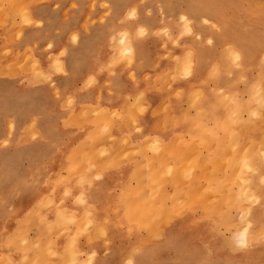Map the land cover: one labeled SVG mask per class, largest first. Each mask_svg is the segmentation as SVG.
Segmentation results:
<instances>
[{"label":"rangeland","instance_id":"1","mask_svg":"<svg viewBox=\"0 0 264 264\" xmlns=\"http://www.w3.org/2000/svg\"><path fill=\"white\" fill-rule=\"evenodd\" d=\"M1 2H3L5 5H7L8 9L4 10L3 13H1L2 10H0V77H1V75H3L2 73H4L5 76H8L10 80H16L19 76H21V79L16 80V81H18L21 85H24V87L31 86V85H33V83H39L41 86L53 85L56 88H57V86L59 87V85L56 86L55 81L51 79L50 75H51V73L60 74V73L66 72L65 68L63 67L61 58L58 57L60 55V53H58V56L56 58H52V60H50V61L48 60V61H45L46 63L45 62L42 63V57H41V55L43 53L42 49L49 48L50 44H52L50 41H49L50 42L49 45L43 46L41 48L40 54H38L40 51L39 49L33 48V47H35V44H36L35 42H34V44L33 43H31V44L25 43V46L23 49L19 48L20 42L24 39L25 34H26L24 29L29 27L28 25H33V24H36L38 22L40 23V21H34L33 17L30 15H19V16H17V15L11 14V12L13 11L12 7L18 5L20 2L19 0H0V3ZM85 2L88 3V7L91 9L92 12L97 7H100L101 9L105 8V11L102 14L103 17L100 18L102 20L105 19V16H109L110 14H112L113 10L118 12L117 13L118 18L116 20L121 26L120 30L118 31V37L116 39L120 43V48L118 49V53L120 54L119 60L126 61L128 65H130V63L132 61L131 56H130L131 52H132V47H131L129 41L134 36L146 37V35L150 34L151 32H149L150 29L148 27L149 22L157 24L156 27H154V29L152 30L153 33L155 35L156 34L161 35L163 33L165 36V39L169 38V41L173 44V48H176V46H178V40H180V39L182 40V38H185V53H184V56L182 59H181V57L177 56V53L175 51H172L173 49H171V52H174V53L170 56L169 63L167 64L168 72L165 71V77H164V79L167 80L168 95L165 96L166 101L162 104L160 110H154L155 112H153L154 117H159V115L162 113V115H163L162 125L163 126L161 128L158 127V128H154V129L143 127L144 124L142 123V119L143 118L146 119V115L148 113L146 111V107H147L146 104L142 103L141 100L138 99V97L140 95H137L135 97V100L133 101V103L130 106H124V102H122V105L119 108V110H113V112L111 111V113H110L111 116H115L116 118L118 117V119H120V120L132 119V121L134 123L136 122V125L131 130V133L134 134L135 136H140V137L141 136H144V137L149 136V137H151V139L148 140V142L144 143L145 145L143 143H138L140 147L137 144L136 147L133 148V151L138 150V152H139L140 151V149H138V147H139V148H141V151H142V149H143V151L142 152L140 151L141 153L139 152L138 154H142L143 152L149 151V150H150L149 152H153V151H155L156 148L159 147L158 146L159 143H156V145H155L154 142L155 141H157V142L161 141L162 137L182 136L185 138L183 149L184 148H186V149L184 150V152H185L184 157L180 158V160H183V159L186 160L187 159L186 163L189 162V164L187 166V164H183V162L180 161L183 166H181V165L179 166L178 165L179 159L177 158V156H176V158L169 157V159L165 160L166 162H164V164H166L165 167H163L164 165H161L162 162L159 165V167L160 166L163 167L164 170L161 171V169H160L161 167L160 168L158 167L160 169L158 171V173H153L154 171L151 170L150 165L152 166V168H154V167L158 166V164L156 163L157 165L156 164L154 165L155 159L152 160V159L148 158V159H146V161L143 160L142 163L141 162H140V164L138 163L139 165H137L135 167L136 174L133 173L132 175H130V178H131L130 180L132 181L133 184H135L134 187L136 189V188H138L137 184H139V186L143 185L142 181L143 182L146 181L145 179L148 178L146 176H148L149 172L152 171L149 176H152V174H154V175L152 176V178L149 177L148 182H146L150 185L144 183L145 185H143V186L145 189H142L143 186L139 187L141 189H138V191L139 190L140 191L142 190V191L141 192L139 191V194L138 193L136 194L139 198L142 197L140 203L137 202L140 199L137 201H133V198L135 196L132 195L131 191H133V190L135 191V189H132L131 191H130V189H128L129 192L127 190V193H122V194H125L127 196L131 195L133 198H132L130 203L136 204V202H137V205H136L137 207H139V208L142 207L143 208L142 211L145 214H146V212H148L149 221L151 219L157 217V214L160 215V213H161L162 216H159L160 218L157 217L158 219L154 221L155 223L153 222V220H151L152 223L155 225V226L153 225L155 228H156V223L158 221H159V223L157 224L158 226H160L159 225L160 222L162 223L165 221V223H163V225L160 226V229L162 228L161 230L159 229V227H157L156 229L154 228L151 231L150 229L152 228V225L148 223L149 222L148 218H147V221H148L147 223L149 225L145 224L146 222H144V220L138 219V218H142L143 215L145 216V214L143 212H142L143 213L142 214L141 212H138L139 211L138 209H136L137 211L135 213V210H133V206H131L130 210L128 209L129 215L131 218L130 227H131L132 232L136 231V230L137 231L138 230L139 231L145 230L147 232L148 231L152 232L151 233L152 234V240H149L146 243H145V241H142V243H145L149 247L147 249V252L145 253V255H143V258H138L137 262H135V263H134V258H133L132 259L133 264H264V240L261 241V239H260L262 236H264V226H262V224L264 223V219H263V222L261 224L258 223L259 220H262V218H264V205H263L264 204V184L261 183L262 179H264V173H263V171H264V147H263L264 141L261 144H260V141H258V143L256 142V145L252 144V146L250 144L253 142L255 144V141H253V140H256V138L255 139L253 138L254 135L256 137H259L262 135L259 139L257 138L258 140L264 139L263 138V136H264L263 131L264 130H262V129H264V128H262L264 126V115H262V113H261V104L264 103V95H262V93L264 94V72H263L264 71V64H263L264 63V0H85ZM56 5L58 7L59 3H57ZM79 7H80L79 1H76V0H72L71 4L69 6L70 10L77 9ZM68 14L70 16L73 15V13H68ZM182 15L187 18L188 27L192 29L191 34L185 33L184 35H181V33L184 31V23H185L184 21L180 20V17ZM87 17H89V16L87 15ZM205 20H208L209 23L205 24L204 23ZM96 21H97V18L93 17L87 22L88 23H94ZM141 29H143V35H141ZM74 37H76V32H74L72 34L71 39H73ZM197 37H199V39H197ZM208 39L213 40L212 45L207 44ZM163 45H165V41H164ZM230 46L232 49L239 51L241 53L242 59L240 61V66L238 68L234 67L231 64L230 53H229V47ZM188 52H191L193 54L192 59H193V65H194V72L191 76L186 77L183 74V67H184L185 58H186V55ZM221 53L223 54L222 59L224 60L225 64H222L220 62V57L222 56ZM6 58H7V62L1 63L2 60L6 59ZM257 60L259 61V63L257 62V64H256L255 61H257ZM28 61H29V63H28ZM250 63H251V65H250ZM260 63H261V65L262 64L263 65L261 66ZM225 66H226V68H225ZM214 67L218 68V74L216 75L217 80L215 79L216 81L213 80L214 78L210 76V73L213 72ZM57 68H59L61 70L57 71ZM262 69H263V71H262ZM221 70H223V71H221ZM259 73H261V74H259ZM166 74L168 75V78H167ZM256 74H258V75H256ZM247 76H249V77H247ZM184 79L186 80V82H188V81L191 82V88H189V89L186 88V90H182L183 88L180 89L177 87V81L178 80H184ZM244 80H246L248 82L246 83V81L244 82ZM250 80H252L251 83H250ZM212 81H215L216 84H215V82H212ZM253 81L255 83L257 82L256 85L253 84L254 83ZM252 84L254 87L252 86ZM244 85L247 87H244ZM249 86H250V88H249ZM247 88H249V91L247 90ZM261 88H263V90ZM244 90H245V92H244ZM235 91H237L238 93H235ZM253 91H255L257 93L254 96L252 95ZM235 95H237L238 98ZM250 95H252V96H250ZM213 97H214V99H213ZM222 97H223L224 105H226L225 103H227V101H230L226 105L229 108L231 106L232 109L231 108H230V110L228 109L229 111L226 109L224 110V112L221 111L224 108H226L225 106L222 105L223 101H222V99H220ZM255 97L257 99H253ZM9 98H12V97L10 96ZM215 98H217V100H219V101L215 100ZM244 98L246 101H244ZM214 101H215V103L217 101V103L214 107L215 111H217V112H214V109H212L210 107L211 106L210 104H214ZM218 102H221V103H218ZM198 104H199V106H198ZM218 104H220L221 107H220V105L217 106ZM247 104H249L250 107H247L246 106ZM195 105H197V107H195ZM203 106L205 108H203ZM239 106H241V107H239ZM141 107L145 109V111L142 113L139 111V109ZM235 107H237V108L239 107L240 109L239 108L237 109ZM197 108H199V109H197ZM210 108H211V110H210ZM200 109H201V111H199ZM206 109H208V110H206ZM233 110H235V112ZM212 111H213V113H211ZM204 112H206V113L204 114ZM227 112H229V114L231 113L230 117H229V114H228V117H226ZM253 112L256 113L255 116L252 115ZM118 113H120V114H118ZM215 113L219 114V116L216 115L218 120H221L220 117H222L224 119V116L227 118V119L225 118L226 121H225V119L223 121L225 123V125L224 124H222V125H224V126L221 125L220 121L218 123V124H220V126H222L221 127L222 129L221 128L219 129L217 127V123H216V119H215L216 117H213V115H212ZM222 113H225V114H222ZM233 113H236L235 117H233ZM245 113L248 117H250V119H248V117L245 115ZM10 114L13 115L11 112H10ZM95 114L97 115L98 111H95L93 113V115L91 116V119H94L96 121V120H98V117L100 116V114H98L99 116L97 115L98 117ZM121 114H122V116H121ZM83 115H84L83 118L87 119L86 113H83ZM186 115H188L187 117L188 118L190 117V118L188 119L187 117H185ZM222 115H224V116H222ZM95 116L97 117V119H95L96 118ZM191 116H193L194 118ZM195 116L198 118L196 121H195ZM237 117H239L238 119H240V117H241V119L243 118V120H240V122L238 120V122H237L236 121ZM214 119H215V123H214ZM174 120H176V121H174ZM210 121H213V122H210ZM227 121H228V123H227ZM197 122H198V124H200L202 126H200V125L196 126ZM229 122L235 124L234 126L237 125L238 127L237 126H236L237 128L231 127L233 125L231 123H230L231 126L229 127V125H226V123L229 124ZM244 122H246V123H244ZM33 123H34L33 121H30V123H29L31 136L36 135V132L34 131L35 128L33 127ZM247 123H249L250 125L247 126ZM8 124H9V131L7 133L8 134L7 136L9 138L13 134H15V131H16L13 116H10ZM193 125H195V126L193 127ZM211 126H213V127L216 126L217 129L215 130L216 127L211 128ZM227 126L229 128V131L227 130L228 129ZM245 126L246 127L253 126V128H255V130L252 127H250V129L248 128V130H247ZM199 127H200V129H199ZM33 128H34V130L32 131ZM137 128L141 129V131L137 132L136 131ZM239 128L240 129L243 128L242 129L243 131L245 129L247 130V131L246 130L244 131L247 134V137L243 131H242L243 133L241 132V136H239V134H238V133H240ZM208 129L211 130L212 135H211L210 131L208 133H210V135L212 137H210L206 134ZM235 129H237L238 133H236L237 131L233 132ZM213 130H215V131H213ZM222 130H224V131L221 132ZM251 130H254V131H251ZM226 131H228V133ZM249 131H251V132H249ZM224 132H226L228 135H229V132L230 133L232 132L233 133V134L231 133L232 136L234 135V133H235V135L238 134L239 137L235 136V139H232L229 136V138L231 139L230 141H232V140L234 142L237 141L236 142L237 145L235 143L234 144L230 143L231 145L228 146L229 143L224 142L225 140H223L224 144L222 143L223 144L221 146L222 150L220 148H217V149H220V150H217V149H215V147H212V146L215 143H217V141L215 142V138H216V140H219V139H217V137L214 136L213 133L214 134L219 133L220 135H218V136H219L220 140H222V138L220 136H222ZM197 133L200 136L204 134V137L206 136L207 138L205 140L203 138V141H202V138H200L197 135ZM191 135L193 137L190 139ZM224 135H226V134H224ZM244 135H245V137H244ZM194 137H196V140L193 139ZM201 137H203V136H201ZM8 138L7 139H5V138L0 139V150L2 148H12L13 146H15V145L7 142ZM223 139H224V136H223ZM247 139H251L252 142H250V140L248 141ZM246 140H247V142H245ZM138 141H140V140H138ZM221 142H219L217 144H220ZM153 143H154V145H152ZM200 143L201 144L203 143V144L199 145ZM205 143L208 146H206ZM239 143L241 146L238 145ZM197 144H198V146H197ZM217 144L215 146H217ZM247 144L249 145L248 146L249 150H250V148H252V149L254 148L255 151H257L259 156L253 155V156H255V158L253 157L254 162H252V163H256V160H257V163H256L257 167H256V164H255V166L250 165L251 169H252V167L256 169V170L252 169V171H254L253 173H252L250 167H245V168L242 167L243 170L249 169L250 172L245 173V171L243 172L242 169H241L242 171L238 169L239 172L241 174L242 173L243 174L239 178H236V179L234 178L236 181H238L237 179H241V182H243L242 178L244 179V182H243L245 185L244 189L249 194L246 196H247V198L249 196H251L249 199L246 198L247 201H245L246 199H243V197L245 198L246 196L243 195V193L241 192V190H243L242 188L244 187L242 185L243 183L241 184L243 187H241V185H240L241 189L238 186V184L241 182L238 181V184L235 186L236 181L234 182V179L232 180L234 182V184L229 182V184H232L233 187L226 185V183L228 184V182L226 180H224V178H222L221 175L223 174V177H224L225 172L229 171L228 169H232V167L236 166V164H237L236 162H238V164H239L238 159H237L238 161H236V162L233 159V162H235V163H232V164L229 163L231 161V159L229 157L232 156L230 154V152L234 151L235 152L234 155L238 156L240 154L239 151L241 149H242L241 152H244L245 149L248 150V147H246ZM234 145H236L238 147V149L240 147H242V148H240V150L237 151L236 146H234ZM147 146L149 147L148 149L145 148ZM186 146L188 147V149ZM196 146H197V148H199L198 150H197V148H195ZM203 146H206V147H203ZM172 147L176 148L177 146L169 144L168 148H172ZM202 147L205 148V150ZM223 147H225L226 149H227V147H228V149L235 147L231 150L229 149L230 152H229V150H227V152L224 154L225 156L230 155L227 158L224 157L226 159L229 158L228 159L229 162H227V163H225V162L228 160H226V159L224 160L223 157H222L223 161H221L222 158L219 156H221L220 154H222V153H220L218 156V152H220V151L222 152L223 149H225ZM209 148H211V150L214 152V154L211 153V155L205 156L206 153L210 154L209 152H207ZM193 149H196V151ZM214 149L216 151H214ZM13 151H16V150L14 149ZM170 151H173V150L171 149ZM192 151H195V152L192 153ZM255 151L252 150V153H254ZM67 153H69L68 155L70 158L73 156V153L66 151V155H67ZM223 153H224V151H223ZM237 153H238V155H237ZM250 153H249V155H250ZM252 153H251V155H252ZM190 154H191V156L186 158L187 155H190ZM194 154H198L197 157ZM232 154H233V152H232ZM201 155H203V157ZM234 155H233V157H234ZM215 156H218L217 158L219 161L214 158ZM11 157L12 156L10 154L9 159H5L2 162L1 161L2 160L1 159V153H0V188H1V182L3 180L4 181H11L12 177L15 176V174H16V169H15L14 164H13L14 159ZM65 158H67V157H65ZM210 158H214V159H211V160H213V163L208 164L207 162H209V161H207L206 159L210 160ZM149 159L151 160V162H148ZM171 159L174 163H177V164H175V166L179 169V170L177 168L175 169V167H174V169L176 170V171L174 170L175 174H176V172L179 171V173H181L183 175V178H184V174L186 172L187 173L189 172V175L193 176V179L189 178V176H188V177L184 178V179H186V180H184L181 177V179L179 180L180 182H178V180L176 179L178 177H176V176H178L179 174L175 176V174L173 173L174 171L171 172V170H173V169H170V167H169V165L171 166V164H170L171 161H169ZM201 159L203 160V162L205 161L207 163L206 167L201 165L202 164ZM139 161H141V160H138V162ZM159 161L160 160H158V162ZM161 161H162V159H161ZM145 162H147V163H145ZM197 162L198 163L200 162V163L198 164ZM205 162H204V165L206 164ZM67 163L69 164L70 160ZM168 163H169V165H168ZM215 163H216V165H215L216 167L213 168V164H215ZM146 164L147 165L150 164L149 168L146 167L147 166ZM191 165H195L194 168H192L193 170L191 169ZM173 166H174V164H173ZM173 166H171V168ZM201 166L204 168L201 169ZM238 166L240 167V165H238ZM199 167L201 170H203V171L197 170L198 172H202V176L200 175V179L198 177H196L197 174H201V173H197V171H196V169H198ZM70 168H71V166L70 167L67 166V168L65 166L62 169H65V171H67ZM138 168H140L142 170H140ZM146 168L149 169L148 170L149 172H147ZM223 168L226 171L223 170ZM235 168L233 170H235ZM237 168H236V170H237ZM194 169H195V173H194ZM206 169L207 170L208 169H211V170L214 169L215 171L218 170L217 171V175H218L217 177L218 178L217 177L215 178L216 175H212L214 178L210 177L209 176L210 172L208 173ZM219 169L223 170V172L222 171L220 172V175L218 173L220 171ZM2 170H3V175H2ZM181 170H182V172H181ZM214 170H213V172H214ZM168 172H170V175L172 174L171 178L167 177L169 175V174H167ZM204 172H205V174H204ZM13 173H15V174H13ZM147 173H148V175H147ZM11 174H13V175L10 176ZM203 174L205 176H207V174H208L209 179L212 178L215 180L213 185L216 183L218 184L220 181L221 182L225 181L224 185H222L223 182L222 183L220 182L221 183L220 185L221 186L226 185L225 187H230V189L232 187V188L236 189V192L233 189L234 193H232V194H234V195L236 194L237 196L231 195L234 198H232L230 196L231 201L229 200V203L231 202V204L229 206L227 204L226 208H224V204H226V201H228V199H229V196L227 197L226 195L230 194L232 192V190H228V191H231L229 193L221 192V191H226V190L222 189L225 187H222L220 189L221 191L218 189L221 192L220 193L217 190V188L221 187V186H219V187H216L214 189V190H217L216 193L213 190H212V192H210V190H209V192L207 191L208 192L207 194H205L206 192L203 193L205 191V189H204V183L205 182L203 183L202 180L206 179V177L205 178L203 177ZM214 174H216V173H214ZM160 175H162V177L164 175L166 176V178H165L166 182L164 181V183H163V178H160V179H162L163 185L160 183L161 181H159V180H156V181H159L158 183H160L161 185L160 186L158 184L154 185V183H157L156 181L154 182V179H159V177H161ZM132 176H134V177L137 176V177H135V179L139 178V180L133 181L134 177H132ZM173 176L177 180V183H181L182 181L183 182L186 181L187 185L186 184L182 185V183H181V185L177 184L176 186H178V188H176V189H178V190H176L175 189L176 186L172 187V186H174L173 185L174 183L172 182ZM180 176L181 175H179V178H180ZM195 177L197 178V180L199 181L200 184L202 183L201 185H194V184H198L197 180L194 179ZM169 178L171 179V181ZM202 178H204V179H202ZM208 178H207V182H208ZM219 178H222V179L219 180ZM167 179H169V180H167ZM187 179H188V182H187ZM190 179H192V180H190ZM217 179L219 181H217ZM194 180H196L195 181L196 183L192 182ZM152 182H154V183H152ZM171 182L173 184H171ZM210 182H209V185L211 186L213 181H210ZM254 182H256V183H254ZM191 183H193L192 188H190ZM146 185H148L149 187L151 186V188H152V185H154V188H152L153 191L151 188H149V190L151 189L150 193H147L148 187H145ZM205 185H206V183H205ZM213 185H212V187L216 186V185H214V186ZM161 186H163V189L160 188ZM164 186H165V188H164ZM210 186H209V188H211ZM180 187L181 188L186 187L185 193L191 192L190 190H193L196 187L198 189L202 187L201 190L204 189V191H202V194L205 196H202V197L199 196L200 198L197 197V199L195 197V199L197 200L195 202H194V199L193 200L190 199V202L191 201H193V202L192 203L189 202V205H188V202H186L187 203L186 206H187L188 211L186 210V208L181 209V206H180V210H177L179 208V207H177L176 210L178 211V215L176 214V216H175L172 214L173 213L175 214L176 211L175 210H174L175 212L172 211L171 208H173V206H172V204H170V203H174L175 201L172 202L170 199L174 200V198H178V199L181 198V200H182L187 195H188L187 200H188V198H190L189 197L190 193L189 194L187 193L186 195H185V193H183L184 195L179 194L176 197H175V195H176L175 194L173 197L170 198L169 194H172V192L176 193L180 190L179 192L182 193V191H181L182 189H179ZM235 187L239 188V192L241 193L242 199L239 198L240 194L237 192L238 189ZM197 188H196V191L194 190V192L191 193L193 196H194L193 193L197 192ZM154 189H156V190L158 189L159 191L161 189L162 193L157 191L158 193H156V196H155L154 195L155 194ZM144 190H146V193H144L145 192ZM169 190L171 191V193H169ZM245 190H243V192ZM134 191H133V193H135ZM138 191H136V192H138ZM66 192L53 193V194H57V197H59L58 194H60V199L55 197V198L60 200V203L58 201L56 208L50 206V200L48 197H45V199H44L43 196L38 197L32 204H30L29 207H25V208L21 209L20 211H18L17 208H15L12 205H9V211H3L1 209V206H0V264H46L47 260L50 261V264H54V263L55 264H63L64 258L62 259V256L60 253L62 252L66 257L65 260H67V256L70 255V254L67 255L68 251H70V253H72V251H74L75 249H77V250H75L76 251L75 253H77V254H78V252L81 251V254L80 253L78 255L74 254V255H77L76 257L74 255L70 256V257H73V259L74 258L76 259V260L74 259L75 264H82L83 261H84V263L92 261L91 264H94L95 259H96L95 251L84 254L83 255L84 257H83L82 256V250H78L77 246H76V248H74V250L71 249L72 251L68 250V249H67L68 251L65 250L69 246L63 248V246L65 244V243H63L64 242L63 239H65L68 231H69L70 237L72 236L74 239V237L80 235V233L82 231L87 230L88 228H90V229L93 228V225L87 220L84 223V227L81 231L77 232V231L72 230V228L74 226L72 227V224H70L69 220H71V218L66 217V216H71V213H70L71 211L70 210L67 211V209H64L61 206V205H64L65 200L69 196L68 195L66 197ZM151 192L154 194H151ZM213 192H214L215 196H213L214 195ZM218 192H219V194H217ZM128 193H131V194H128ZM141 193H142V195H141ZM159 193H161L163 195L167 194L168 198H163V197H167V195L162 196L163 199L162 198H156L158 196H161V194H159ZM197 193H199V192H197ZM209 193H211L212 195H210ZM224 193H225V195H224ZM146 194H148L149 198L155 197L156 202H158V200L160 201V199H161V202L165 200V204H164V202H162V204L159 203L160 207H161V205L164 204L163 206L166 208V209H164L165 211L163 210L164 207L160 208L157 205V207L160 209V211L158 210L159 213H158V211H154L155 209H158V208H155L153 210V212H155V213L150 212L153 209L152 206L153 205L156 206V205L153 204V201L151 202L150 200H147L146 197H148V196L145 197ZM208 194L212 197H209ZM221 194L223 195L222 197H221ZM244 194H247V193L244 192ZM63 195H65V196L63 197ZM151 195H154V196H151ZM1 196L2 195H1V191H0V197ZM193 196H191V197L193 198ZM216 196L217 197L220 196L221 198L219 197V200H217V202H212L214 199H217ZM224 196L227 197L226 198L227 200L224 199L225 198ZM203 197L206 199V200L204 199L206 202L209 200L212 203H214L213 206H211V204L207 205L208 202L204 203L207 205V207L210 206V208L212 209V207L215 208L216 205L218 206V203H219V205L223 206V207H221V206L220 207L222 209L224 208V210L218 211L216 214L215 211L221 210L220 208L218 209V207H216V209L213 208L211 210L210 208H205V205H203V207L205 209H209L211 211H214V213H212L210 216L212 219L210 217H206L205 214L207 213V210L205 211L206 213H204L203 211L205 209H203V211L201 209V208H203V207H201L202 203L205 202L204 200H202ZM41 198L44 200L42 201ZM130 198L131 197L129 196V200H130ZM209 198L210 199L214 198V199L210 200ZM47 199L49 200V202L45 201ZM153 199L154 198H152L151 200H153ZM222 199H223V201H222ZM167 200H169L171 202L169 203V201H167ZM198 200L200 202H198ZM224 200H226V201L224 202ZM232 200H233V202H235L236 200L238 202L236 201V204L234 205ZM183 202L185 203V201H183ZM183 202H180V203H183ZM221 202L222 203L224 202V204H222ZM243 202H244V204H243ZM149 203L153 204L151 206L152 208L149 207L150 206ZM166 203H167V205L170 204L169 207H167ZM180 203H178V204H180ZM184 203L182 205H184L183 207H186ZM146 204H147V206H146ZM241 204L244 205V207L246 208L245 209L246 212H244V213L248 214L245 216V214L243 213L244 217H240L239 211H241V210L245 211L244 209H242L243 207ZM236 205H237V207H236ZM240 205H241V209H239ZM60 206L62 207L61 209H60ZM231 206H232V208H230ZM146 207H148V209L150 208V210H146ZM58 208L60 211L61 210L63 211V209H64L63 212L61 211L62 212L61 216L64 215L63 217H66V220L69 221L68 222V228L69 229L66 233H65L66 229L64 231H63V229H61L63 231V233L61 232V230L58 231L60 233H58V232L53 233L55 230H57V229L59 230V228H61L63 226V225H60L62 221H63L62 224H64V226L62 228H67V225L65 227V224L67 223L64 221L65 218H63L62 220L57 219L58 218L57 217L58 216L57 215L58 214V211H57ZM197 208H199L200 210H198ZM55 210L57 211V213H54V214L56 215L57 218L53 214V212ZM166 211L167 212L168 211L173 212V213L170 212L172 216H170V215L167 216ZM181 211L182 212L184 211L183 212L184 214L181 213ZM189 211L190 212L192 211V212L190 213ZM201 211L204 214L200 213ZM66 212H68V213H66ZM194 213H195V215H194ZM226 213H229L230 216H228ZM37 214H39L38 216H40V214H42L41 215L42 219L44 221L46 220V222H47V224H46V222H44L41 219H40V221H38V222L42 221L41 223L35 222L36 225L38 224V226H39V224H40V226L43 225V227L41 229L35 228V227H37V226H35V223H33V224L31 223L33 217L36 216ZM150 214H152V216ZM18 215H21L20 218H22L25 215V219L22 218L18 223H16L15 221H18V219H15V217H17ZM134 215H135V217L132 218V216H134ZM163 215H165V216H163ZM192 215H194V216H192ZM209 215L210 214L208 212V216ZM213 215H214V217H212ZM241 215H242V213H241ZM47 216L54 217L52 220H56V219L58 220L56 223L52 222L53 228H52V226H51V229L49 228V232H50V230L51 231L54 230L51 233L52 235L49 234L50 239H51L50 241L48 240L49 235L48 236H47V234L45 235V233H47L48 228L45 229L46 232L44 230V228L46 227V226L44 227V225H48L50 223ZM61 216H60V218H61ZM138 216H141V217H138ZM215 216H217L218 218ZM164 217L165 218L167 217V219L165 220ZM193 217L195 220L197 218H200V219L199 220L197 219V222L193 221L194 222L193 223V222L189 221V220H193ZM220 217H222L223 220H227L226 222L228 224L226 222L224 223L222 218H220ZM226 218H228V219H226ZM160 219H161V221H160ZM7 221H9V223H7ZM59 221H61L60 224H59ZM23 222H25V223H23ZM215 223H216V225H215ZM178 224L180 225V227ZM139 225L141 226V228L139 227ZM142 225H144L145 229L143 228ZM55 226H56V228H55ZM57 226H59V228ZM146 226L148 227L147 230H146ZM214 226L218 227L216 229L217 230L219 229V230L217 231ZM261 226L263 228H261ZM47 227H49V225ZM211 227H212V229H211ZM259 227H260V230L263 229V230H261L262 233L260 230H259L260 233H257ZM202 229H203V231H202ZM241 229L243 231L242 233H244V234L246 232H248L249 229H250V231L248 232V234H245V235L243 234L244 236L243 235L239 236ZM200 230H201L202 235L200 234ZM211 231H213L212 234H211ZM39 232H43V233H40L41 234L40 235ZM36 233H37V235H36ZM56 233H58L57 236L55 235ZM203 233H204V235H203ZM215 233H217V236L220 235L219 238L217 236H215L216 235ZM252 233H253V237H252ZM254 233L255 234L257 233V236H259V237H257L255 235L257 237V238L255 237L256 238L255 239ZM209 234L211 235L210 237H213L212 239L208 238ZM213 234H215V235L213 236ZM230 235L233 236L235 239L238 238V236H239L240 238H238V239H244V240H245V236H246L247 246L241 247L236 242H233V241L229 243L231 238H228V237H230ZM248 235L251 236L253 239L250 238ZM61 237H63V238L60 241ZM192 237H194V238H192ZM199 237H201L200 240H199ZM223 237H225L226 239L228 238V239L225 240ZM222 238H223V240H222ZM234 238H232L231 240H233ZM52 239H53L54 244L50 243L52 241ZM192 239H194V240L191 241ZM238 239H236V240H238ZM204 240H207V241H204ZM216 240H217V242H216ZM69 241H70V239H69ZM71 241H72V238H71ZM71 241L69 243L65 241L66 242L65 245L67 246L68 244L71 243ZM202 241H204L205 244H203ZM220 241H222V242H220ZM219 242L222 244H220ZM214 243H218V244L216 245ZM231 243H233L232 248H230ZM48 244H49V246L52 245L51 246V247H53L52 249L58 250V251H53L51 248H49ZM200 244H201V246H200ZM46 245L48 247L44 251V249L46 248ZM206 245H207V249L205 250ZM208 245H210V246H208ZM70 247L72 248V246H70ZM136 248L139 250V251L137 250V252L141 251V249H140L141 245H137ZM208 248H210V249H208ZM64 250H65V252H64ZM209 251H211V252H209ZM57 252H59L58 258L56 256L54 257L53 255H52L53 258L50 256V254L57 253ZM85 252H88V251H85ZM106 252H109L108 249H106ZM232 252L233 253L235 252L234 256H233ZM47 253H49L48 256H46ZM93 253L95 255H93ZM184 253H185V255H184ZM194 253H195V255H194ZM178 255H179V257H178ZM180 255H182V256H180ZM25 257H27V261L25 260ZM43 257L46 258V260H44ZM87 257H89V259H87ZM79 258H80V260H79ZM38 260H39V262H37ZM139 260L141 262H139ZM45 261H46V263H45ZM71 261H73L72 258L69 259V256H68V261H65L64 264H67L68 262H70L68 264H73L74 261H73V263H71ZM79 261H80V263H79ZM102 264H108V263H102Z\"/></svg>","mask_w":264,"mask_h":264},{"label":"crops","instance_id":"2","mask_svg":"<svg viewBox=\"0 0 264 264\" xmlns=\"http://www.w3.org/2000/svg\"><path fill=\"white\" fill-rule=\"evenodd\" d=\"M19 1L18 5L12 7L11 14L17 16L30 15L34 21H40V23L28 25L29 27L24 29L26 34L20 42L19 48L23 49L25 43L34 44L35 42L33 48L39 49L38 54H40L41 48L51 42V47L42 49V63L56 58L60 53L58 57L61 58L66 72L51 73V79L55 81L56 86L59 85L57 88L53 85L41 86L39 83L24 87L16 81L20 80L21 76L16 80H10L8 76L2 73L3 75L0 77V139L8 138L10 116L14 117L16 127L15 134L10 136L7 141L15 146L0 150L1 161L9 159L11 154L16 169V174L13 173L15 176L12 177L11 181L3 180L1 182V209L9 211V205H12L20 211L25 207H29L38 197H45L43 193L47 191L46 197L52 199L50 200V206L56 207L57 205L53 204H56L57 200L59 201L57 198H60V194L57 197V194L53 193H62L69 190L66 195V197L69 195L68 198L65 200L64 205H61L64 209L70 210L76 217L78 214L83 215L79 216L82 222H86L88 219L90 223L100 222L107 227L105 231L88 228L74 239L72 236L68 237L69 231L67 232L66 238L74 240L72 244L75 245L74 248L77 246L78 250H82V256L95 251L94 264H102L103 257L114 254L111 259L112 262L108 264H117V261L114 260L116 253L124 255L135 252L134 249L137 245H141V251L138 254L143 256L149 248L145 243L152 240L151 232H148L151 236L145 230L128 234L124 232L125 227L122 226V232L119 228L118 233L110 223H118V220L115 219L116 204L114 205L116 193L118 194L126 187L132 189L135 186L130 180V175L136 174L133 167L152 156L149 151L136 154L133 148L138 143L148 142L151 137L135 136L131 133V130L136 122L134 123L132 119L120 120L115 116H111L110 111L119 110L122 102H124V106H130L135 97L140 95L139 99L146 104L148 113L146 119H142L143 127L161 128L163 126V115L161 113L159 117H154L153 112L154 110H160L162 104L166 101L165 96L168 95L167 80L164 77L165 71L168 72L167 64L170 56L174 53L171 52V49L182 59L185 53V38L178 40V46L173 48V44L169 41V38L165 39L163 33L161 35L153 33L152 30L157 24L149 22L150 34L146 37L134 36L129 41L132 47L130 55L132 61L128 65L126 61L119 60L118 49L120 43L116 39L121 26L116 20L118 18L117 11L113 10L112 14L105 16V19L102 20L100 18L103 17L102 14L105 8L97 7L92 12L85 0H76L79 1L80 7L73 10L69 8L72 0ZM57 3H59L58 7ZM6 9H8L7 5L1 2V13ZM68 13H73V15L70 16ZM93 17H96L97 21L88 23L87 21ZM74 32H76V37L71 39ZM164 41L165 45H163ZM222 61L225 64L223 59L220 62L222 63ZM6 62L7 58L3 59L1 63ZM177 87L183 88L182 90L189 89L191 88V82H186L185 79L178 80ZM10 96L12 98H9ZM106 109L107 114L105 113ZM95 111L102 115L98 119L100 126L95 125L94 120L91 119ZM83 113H86L87 119L83 118ZM30 121L34 122L33 127L35 130L32 129L36 132L34 136H31ZM108 125L111 127L109 128ZM100 130L101 132H99ZM106 130L108 131L107 134L105 133ZM98 132L101 134L100 136ZM91 140L96 142L92 143ZM176 140H181V145L179 142L176 143ZM184 140L185 138L182 136H166L161 138L162 143H160L166 148V144L174 141L173 145L179 144V146L176 145V148L179 149L183 147ZM77 141L81 142L78 144ZM74 145H76L74 149L78 153L73 154L71 158H65L66 151L77 152L72 148ZM88 145L92 146L88 147ZM120 146H122L121 149ZM91 148L95 149V153L97 152L96 154L93 153L95 156H90L92 160L86 156L88 152L93 151ZM14 149L16 151H13ZM181 149L183 150V148ZM86 151L88 152L85 154ZM121 152L123 154H119ZM183 152L181 151V154ZM114 153L119 155L116 156ZM164 153L161 159L168 160V152L164 151ZM125 154L126 156H124ZM128 155L132 158H129ZM182 155L184 157V154ZM83 157H85V163ZM85 159L88 160V164ZM69 160L71 163L77 162V160L80 162L79 165L76 164L77 168L73 165L74 163L70 164L75 167H73L74 170L83 167L80 172L72 170L73 168H70L71 171L69 172L67 170V173L63 171V167L69 166L67 163ZM103 160L106 161L104 164ZM138 160L141 161L138 162ZM112 161L116 163H111ZM83 163L86 165H83ZM98 163L103 165H101V169ZM84 166H87L88 169ZM96 177H100V179H96ZM57 178H61V181L57 182ZM74 179L81 181L75 182ZM128 184L131 186H128ZM50 194L52 196H49ZM77 198L78 200H76ZM107 199L108 201H106ZM75 201L78 203H75ZM61 206L60 208H62ZM77 212L78 214H76ZM20 217L21 215L15 217V219H18V221H15L16 223L20 221ZM47 217L49 222L53 219L52 216ZM36 220L37 218L34 216L32 222L35 223ZM114 232L116 235H114ZM62 238H60V241ZM66 238L63 241L68 242ZM142 241H145V243H142ZM120 248L121 250H119ZM105 249H108L109 252H106Z\"/></svg>","mask_w":264,"mask_h":264},{"label":"bare ground","instance_id":"3","mask_svg":"<svg viewBox=\"0 0 264 264\" xmlns=\"http://www.w3.org/2000/svg\"><path fill=\"white\" fill-rule=\"evenodd\" d=\"M156 35H157V34H156ZM137 37H138V36H137ZM218 52H219V51H218ZM221 54H222V53H221ZM222 55H223V54H222ZM218 56H219V55H218ZM222 57H223V56H221L220 61H221ZM28 58H29V57H28ZM218 58H219V57H218ZM26 59H27V58H26ZM218 61H219V60H218ZM255 62H256V64H257V62L259 63L258 60L255 61ZM28 63H29V61H28ZM222 63H223V61H222ZM229 63H230V62H229ZM36 64H37V63H36ZM223 64H224V63H223ZM263 64H264V63H263ZM263 64H262V65H263ZM219 65H220V64H219ZM250 65H251V63H250ZM260 65H261V63H260ZM262 65H261V66H262ZM257 66H258V65H257ZM223 67H224V66H223ZM259 67H260V66H259ZM225 68H226V66H225ZM231 68H232V67H231ZM231 68H230V69H231ZM221 71H223V70H221ZM262 71H263V69H262ZM242 72H243V71H242ZM263 72H264V71H263ZM259 74H261V73H259ZM160 75H161V74H160ZM256 75H258V74H256ZM256 75H255V76H256ZM166 76H167V78H168V75H167V74H166ZM231 77H232V76H231ZM247 77H249V76H247ZM224 78H225V77H224ZM252 78H253V77H252ZM215 79H216V77H215L213 80H215ZM246 79H247V78H246ZM216 80H217V79H216ZM216 80H215V81H216ZM248 80H249V79H248ZM148 81H149V80H148ZM215 81H212V82H215ZM245 81H246V80H244V82H245ZM251 81H252V80H250V83H251ZM166 82H167V81H166ZM168 82H169V81H168ZM247 82H248V81H246V83H247ZM253 82H254V81H253ZM256 83H257V82H256ZM256 83L254 82L253 84L256 85ZM259 83H260V82H259ZM215 84H216V82H215ZM215 84H214V85H215ZM218 84H219V83H218ZM253 84H252V86H253ZM261 84H262V83H261ZM241 85H242V84H241ZM246 85H247V84H246ZM248 85H249V84H248ZM155 86H156V85H155ZM157 86H158V85H157ZM225 86H226V85H225ZM226 87H227V86H226ZM244 87H247V86L244 85ZM253 87H254V86H253ZM249 88H250V86H249ZM249 88H247L248 91H249ZM225 89H226V88H225ZM244 89H245V88H244ZM261 89L263 90V88H261ZM207 90H208V89H207ZM250 90H251V89H250ZM227 91H228V90H227ZM230 91H231V90H230ZM238 91H239V90H238ZM244 92H245V90H244ZM246 92H247V91H246ZM223 93H224V92H223ZM235 93H238V92L235 91ZM233 94H234V93H233ZM249 94H250V93H249ZM255 94H257V93H256L255 91H253V94H252V95L254 96ZM252 95H250V96H252ZM262 95H264V94L262 93ZM235 96L237 97V95H235ZM239 96H240V95H239ZM245 96H246V95H245ZM202 97H203V96H202ZM218 97H219V96H218ZM208 98H209V97H208ZM237 98H238V97H237ZM237 98H236V99H237ZM239 98H240V97H239ZM250 98H251V97H250ZM200 99H201V98H200ZM203 99H204V98H203ZM213 99H214V97H213ZM213 99H212V100H213ZM220 99H222V101H223V97L220 98ZM236 99H235V100H236ZM253 99H257V98L255 97V98H253ZM215 100H217V98H215ZM233 100H234V99H233ZM233 100H232V101H233ZM217 101H219V100H217ZM217 101H216V103H217ZM244 101H246L245 98H244ZM225 102H226V101H225ZM228 102H230V101H227V103H228ZM236 102H237V101H236ZM238 102H239V101H238ZM198 103H199V102H198ZM211 103H212V102H211ZM216 103H215V101H214V104H210V105H211L210 107H211L212 109H214V112H217V111H215V108H214L215 105H216ZM218 103H221V102H218ZM227 103H225V104L227 105ZM239 103H240V102H239ZM243 104H244V103H243ZM245 104H246V103H245ZM213 105H214V106H213ZM219 105H220V104H218L217 106H219ZM222 105L226 107V108H224L223 110H221V111H223V112H224L225 109H226V110H228V109L230 110V108H231V106H230V108H229L228 106L224 105V101L222 102ZM251 105H252V104H251ZM193 106H194V105H193ZM198 106H199V104H198ZM217 106H216V107H217ZM246 106H247V107H250L249 104H247ZM156 107H157V106H156ZM164 107H165V106H164ZM195 107H197V105H195ZM195 107H194V108H195ZM220 107H221V105H220ZM239 107H241V106H239ZM239 107H238V108H239ZM132 108H133V107H132ZM200 108H201V107H200ZM203 108H205V107L203 106ZM211 108H210V110H211ZM235 108H237V107H235ZM238 108H237V109H238ZM242 108H243V107H242ZM127 109H128V108H127ZM195 109H196V108H195ZM197 109H199V108H197ZM231 109H232V108H231ZM239 109H240V108H239ZM246 109H247V108H246ZM258 109H259V108H258ZM206 110H208V109H206ZM206 110H205V111H206ZM229 110H228V111H229ZM195 111H196V110H195ZM199 111H201V109H200ZM233 111L235 112V110H233ZM107 112H108V111H107V109H106V112H105V113L107 114ZM110 112H111V111H110ZM110 112H109V113H110ZM112 112H113V111H112ZM154 112H155V111H154ZM209 112H210V111H209ZM116 113H117V112H116ZM205 113H206V112H204V114H205ZM211 113H213V111H212ZM246 113H247V112H246ZM246 113H245V115H246ZM98 114H100V113H98ZM98 114H97V115H98ZM118 114H120V113H118ZM201 114H202V113H201ZM222 114H225V113H222ZM228 114H229V112L226 113V115H227L226 117H228ZM89 115H90V113H89ZM95 115H96V114H95ZM97 115H96V116H97ZM103 115H104V114H103ZM210 115H211V114H210ZM212 115H213V117H216V115L219 116V114H216V113H215V114H212ZM214 115H215V116H214ZM230 115H231V113L229 114V117H230ZM78 116H79V115H78ZM78 116H77V117H78ZM96 116H95V117H96ZM98 116H99V115H98ZM98 116H97V117H98ZM107 116H109V115H107ZM119 116H120V115H119ZM121 116H122V114H121ZM121 116H120V117H121ZM187 116H188V115H186L185 117H187ZM200 116H201V115H200ZM200 116H199V117H200ZM222 116H224V115H222ZM235 116H236V113H233V117H235ZM237 116H238V115H237ZM240 116H241V115H240ZM246 116H247V115H246ZM95 117H94V118H95ZM97 117H96L95 119H97ZM99 117L101 118L102 115H100ZM99 117H98V119H99ZM103 117H104V116H103ZM109 117H110V116H109ZM174 117H175V116H174ZM191 117H193V116H191ZM226 117L224 116V119H225ZM243 117H244V116H243ZM247 117H248V116H247ZM107 118H108V117H107ZM112 118H113V117H112ZM117 118H118V117H117ZM187 118H188V117H187ZM189 118H190V117H189ZM189 118H188V119H189ZM193 118H194V117H193ZM210 118H211V117H210ZM220 118H221V120H218L217 117L215 118V119H216V123H217V127H218L219 129H220L222 126L225 125V123L223 122L224 119H223L222 117H220ZM220 118H219V119H220ZM238 118H239V117H237V119H236L237 122H238V120H239V122H240V120H243V118L241 119V117H240V119H238ZM245 118H246V117H245ZM245 118H244V119H245ZM77 119H78V118H77ZM191 119H192V118H191ZM197 119H198V118L195 116V121H196ZM215 119H214V123H215ZM222 119H223V120H222ZM226 119H227V118H226ZM226 119H225V121H226ZM228 119H229V118H228ZM230 119H231V118H230ZM248 119H250V117H248ZM93 120H94V119H93ZM101 120H103V119H101ZM101 120H100V121H101ZM112 120H113V119H112ZM252 120H253V119H252ZM77 121H78V120H77ZM174 121H176V120H174ZM219 121H220L221 125H222V124H224V125L220 126V124H218ZM228 121H229V120H228ZM228 121H227V123H228ZM95 122H96V123H95ZM98 122H99L98 120H97V121L94 120V124H95V125L98 124ZM109 122H110V121H109ZM128 122H129V121H128ZM210 122H213V121H210ZM227 123H226V125H229V127L231 126V124H233V123H231V122H229V124H227ZM230 123H231V124H230ZM242 123H243V122H242ZM242 123H241V124H242ZM244 123H246V122H244ZM94 124H93V125H94ZM107 124H108V122H107ZM107 124H106V125H107ZM126 124L128 125V123H126ZM126 124H125V125H126ZM98 125L100 126V123H99ZM98 125H97V126H98ZM101 125H102V124H101ZM197 125H200V124H198V122H197L196 126H197ZM234 125H235V124H233L231 127H236V126H237V125H236V126H234ZM248 125H250V124L247 123V126H248ZM99 126H98V129H99ZM102 126H103V125H102ZM194 126H195V125H193V127H194ZM200 126H202V125H200ZM219 126H220V127H219ZM108 127H109V125H108ZM110 127H111V126H110ZM110 127H109V128H110ZM125 127H126V126H125ZM190 127H191V126H190ZM214 127H216V126H214ZM214 127L211 126V128H214ZM217 127L215 128V130L217 129ZM237 127H238V126H237ZM237 127H236V128H237ZM245 127H246V126H245ZM250 127L253 128V126H249V127H246V129L248 130V128L250 129ZM255 127H256V126H255ZM104 128H105V127H104ZM109 128H108V129H109ZM227 128H228V126H227ZM252 128H251V129H252ZM257 128H258V127H257ZM262 128H264V126H263ZM92 129H94V128H92ZM98 129H97V130H98ZM105 129H106V128H105ZM191 129H192V128H191ZM199 129H200V127H199ZM219 129H218V130H219ZM221 129H222V128H221ZM242 129H243V128H242ZM242 129L239 128V132H240V133H238L237 129H235L233 132L237 131L236 133H238L239 136H241V132L243 131ZM246 129H245V130H246ZM253 129L255 130V128H253ZM94 130H95V129H94ZM94 130H93V131H94ZM197 130H198V129H197ZM197 130H196V131H197ZM215 130H213V131H215ZM224 130H225V129H224ZM224 130H222L221 132H223ZM227 130L229 131V128H228ZM245 130H244V131H245ZM247 130H246V131H247ZM254 130H251V131H254ZM259 130H260V129H259ZM262 130H264V129H262ZM91 131H92V130H91ZM106 131H107V130H106ZM209 131H210V133H211V135H212V132H211L210 129H208V131H207L206 134H207L208 136L212 137V136L210 135V133H208ZM228 131H226V132L228 133ZM244 131H243V132H244ZM251 131H249V132H251ZM94 132H96V131H94ZM99 132H101V130H100ZM99 132H98V133H99ZM102 132H103V131H102ZM200 132H201V131H200ZM217 132H218V131H217ZM221 132H220V133H221ZM226 132H224L223 135L220 136V137L222 138V140H220V138H219V136H218V135H220L219 133H218V134H214L215 132L213 133V135L216 136L217 139H219V140H216V138L214 137V138H215V142H216V141H217V143H219V142H221V141H222V142H221L220 144L215 143L212 147H215V149L220 148V149L222 150V147H221V146L224 144V143H223V140H225L224 142H228V143H229L228 146H230L231 144H234V143L237 145V143H236L237 141L234 142V141L232 140V141H233V142H232V141H230V140H231L230 138L235 139V136L239 137L238 134L235 135V133H234V135L232 136V134H233L232 132H231L232 134L229 132V135H228ZM243 132H242V133H243ZM263 132H264V131H263ZM105 133L107 134L108 131L105 132ZM88 134H90V133H88ZM91 134H92V133H91ZM224 134H226V135H224ZM244 134H246V133L244 132ZM84 135H86V134H84ZM95 135H96V133H95ZM100 135H101V134L99 133V136H100ZM103 135H105V134H103ZM197 135H198V133H197ZM253 135H254V134H253ZM92 136H93V135H92ZM194 136H195V135H194ZM198 136H199L200 138H202V141H203V138H204V140L207 138L206 136L204 137V134L201 135V136H203V137H201L200 135H198ZM223 136H224V139H223ZM229 136H230V138H229ZM261 136H262V135H261ZM261 136L256 137V136L254 135L253 138H254V139L256 138V140H253V141H255V144H254V142H253V143H250L251 146H252V144H253V145H256V142L258 143V141H260V144L263 143L264 139H260V140H258ZM102 137H103V136H102ZM186 137H187V136H186ZM192 137H193V136L191 135V136H190V139H191ZM233 137H234V138H233ZM242 137H243V136H242ZM244 137H245V135H244ZM246 137H247V134H246ZM225 138H226V139H225ZM227 138H228L229 140H228ZM257 138H258V139H257ZM263 138H264V136H263ZM86 139H87V138H86ZM109 139H110V138H109ZM177 139H178V138H177ZM193 139L196 140V137H194ZM94 140H95V139H94ZM157 140H158V139H157ZM178 140H179V139H178ZM178 140H176L175 142H176V143L179 142V144L181 145V143H182L181 140H180V141H178ZM226 140H227V141H226ZM244 140H245V139H244ZM247 140H248V141L250 140V142H252L251 139H247ZM247 140H246L245 142H247ZM261 140H262V141H261ZM83 141H84V140H83ZM91 141H92V140H91ZM91 141H90V142H91ZM97 141H98V140H97ZM190 141H191V140H190ZM218 141H219V142H218ZM77 142H78V141H77ZM80 142H81V141H79L78 144H79ZM93 142H96V141H92V143H93ZM98 142H99V141H98ZM160 142H161V141H158V142L155 141V142H154L155 145H156V143H159V144H158L159 147L156 148L155 151L149 153V154L152 155L150 159H152V160L155 159V160H154V161H155L154 165H155L156 163L158 164V166H156V167H154V168H152V166L149 164L150 167H151V170L154 171L153 173H158V171H159L160 169H161V171L164 170L163 167L166 166V164H164V162H166V161H165V159H164V161H163V159H162V161H161V158H163V157H161V156L165 154L164 151H165V152L167 151V152H168L167 155L169 154L171 158H176V156H177V158L179 159V161H178V165H179V166H180V165L183 166L182 163H181L180 161H182L183 164H187V166H188L189 162L186 163L187 159H186V160H185V159L180 160V158L183 157L182 154L185 153V152H183V153L181 154V151H184V150L186 149V148H184L183 150L181 149V148L184 147L183 145H182L183 147L180 146L181 148H179V149H178V148H175V147L168 148L169 144H170V145H171V144L173 145V142H174V141H173V142L171 143V141H170V142L168 141L169 143L166 144L167 146H165L166 148H164V147L162 146L163 144H161L162 142H161V143H160ZM193 142H194V141H193ZM238 142H239V141H238ZM127 143H128V142H127ZM127 143H126V144H127ZM145 143H146V142H145ZM154 143H153L152 145H154ZM198 143H199V142H198ZM206 143H207V142H206ZM206 143H205V144H206ZM222 143H223V144H222ZM230 143H231V144H230ZM243 143H244V142H243ZM81 144H82V143H81ZM84 144H85V143H84ZM84 144H83V145H84ZM89 144H90V143H89ZM96 144H98V143H96ZM123 144H125V143L123 142ZM123 144H121V145H123ZM143 144H144V142H143ZM160 144H161V145H160ZM179 144H176V145L179 146ZM195 144H196V143H195ZM202 144H203V143H202ZM202 144L200 143L199 145H202ZM216 144H217V146H215ZM85 145H86V144H85ZM98 145H99V144H98ZM144 145H145V144H144ZM193 145H194V144H193ZM193 145H192V146H193ZM209 145H210V144H209ZM236 145H234V146H236ZM238 145L241 146L240 143H239ZM71 146H72V145H71ZM75 146H76V145H74V146L72 147L74 151L76 150V149H74ZM79 146H80V145H79ZM89 146H92V145H88V147H89ZM109 146H110V145H109ZM138 146H139V144H138ZM197 146H198V144H197ZM197 146H196L195 148H197ZM206 146H208V145L206 144ZM206 146H203V147H206ZM248 146H249V145L247 144L246 147H248ZM121 147H122V146H120V149H121ZM135 147H136V146H135ZM139 147H140V146H139ZM139 147H138V149H140V151H141V148H139ZM141 147H142V146H141ZM186 147H187V146H186ZM203 147H202V148H203ZM253 147H254V146H253ZM263 147H264V146H263ZM70 148H71V147H70ZM72 148H71V149H72ZM76 148H77V147H76ZM86 148H87V146H86ZM106 148H107V147H106ZM143 148H144V147H143ZM145 148L148 149L149 147L147 146V147H145ZM173 148H174V149H173ZM207 148H208V147H207ZM207 148H206V149H207ZM223 148H225V147H223ZM233 148H235V147H233ZM233 148H231V149H233ZM240 148H242V147H240ZM240 148L238 149V147L236 146L237 151L240 150ZM89 149H90V148H89ZM89 149H88V150H89ZM92 149H93V148H91V150H92ZM131 149H132V148H131ZM135 149H136V148H135ZM171 149H172L173 151H170ZM187 149H188V147H187ZM198 149H199V148H197V150H198ZM200 149H201V148H200ZM203 149L205 150V148H203ZM215 149H214V151H216ZM220 149H217V150H220ZM225 149H226V148H225ZM225 149H223L224 153H223V151H222V152H221V151L218 152V156H219L220 153L223 154V155L220 154L221 156H219V157H221V158H222V157H223V158L226 157V158H227V157L230 156V155H228V156H227V155H226V156L224 155V154L227 152V150H229L230 148L228 149V147H227V149H226V150H225ZM231 149H230V150H231ZM236 149H235V150H236ZM251 149H252V148H250V150H249V147H248V150H246V149L244 150L245 153H244V152H241V150H242V149H241V150L239 151L240 154L238 155V153H237L238 156H235V155H234V153H235L234 151H232V152H233V154H232V152H230V150H229L230 154L232 155L231 157H229V158L231 159V161L229 162V160H228L229 158H228V159L224 158V160H225V159L228 160V161H226V162L224 161V162H225V163L229 162L230 164H232V163H235L236 161L239 160V164H238V162H236V163H237L238 165H240V167L236 164V166L232 167V169H228V168H227L229 171H226V170L223 168V170H225L226 172H225V174H224V177H223V174H222V173H221V174H222L221 176H222V178H224V180H226V181L228 182V184L226 183V185L232 186V184H229V182L234 184V182L236 181L235 179L241 177V175H242L243 173L241 174V173L239 172V170H241L242 167H244V168H245V167H250V165H251V166H255V164L257 163V160H256V163H252V162H254V158H255V156H253V155H256V156H257L258 153H257V151H255L254 148H253L252 150L255 151L257 154H256L255 152H254L255 154L252 153V150H251ZM79 150H80V149H79ZM81 150H82V149H81ZM84 150H85V149H84ZM168 150H169L170 152H169ZM193 150L196 151V149H193ZM209 150H210L211 152H210ZM69 151H70V150H69ZM76 151H77V150H76ZM96 151H97V150H96ZM140 151H139V152H140ZM142 151H143V149H142ZM142 151H141V152H142ZM149 151H150V150H149ZM195 151H192V153L195 152ZM237 151H236V152H237ZM246 151H247V152H246ZM87 152H88V151H86L85 154H86ZM90 152H91V151H90ZM90 152H88V154H86V156H87L88 158H90V156H93V155L95 156V154L97 153V152L95 153V149H93V151L91 152V154H90ZM134 152H136V154L139 153L138 150H137V151H134ZM141 152H140V153H141ZM207 152H209L210 154L206 153L205 156H207V155H211V153L214 154V152L211 150V148H209ZM250 152L252 153V155H251ZM71 153H72V151H71ZM71 153H70V154H71ZM75 153L77 154L78 151H77V152H73V154H75ZM93 153H95V154H93ZM112 153H113V152H112ZM116 153H118V152H116ZM130 153H133V152H130ZM146 153H148V152H146ZM153 153H154V154H153ZM162 153H163V154H162ZM189 153H190V152H189ZM198 153H199V152H198ZM200 153H201V152H200ZM249 153H250V155H249ZM68 154H69V153H67V155H68ZM76 154H75V155H76ZM80 154H81V152H80ZM89 154H90V155H89ZM114 154H115V153H114ZM119 154H123V152H121V153H119ZM119 154H115V155L117 156V155H119ZM202 154H203V153H202ZM67 155H66V157H67V158H70L69 155H68V156H67ZM88 155H89V156H88ZM132 155H134V154H132ZM169 155H168V156H169ZM180 155H181V157H180ZM184 155H185V154H184ZM194 155H196V157H197L198 154H194ZM233 155H234V157H233ZM79 156H80V155H79ZM79 156H78V157H79ZM124 156H126V154H125ZM124 156H122V157H124ZM128 156H130V155H128ZM128 156H127V157H128ZM134 156H136V155H134ZM143 156H144V155H143ZM147 156H149V155H147ZM168 156H167V158H169ZM190 156H191V154H190V155H187V157H186V156H185V157L188 158V157H190ZM201 156L203 157V155H201ZM205 156H204V157H205ZM218 156H215L214 158L218 160V158H217ZM258 156H259V155H258ZM75 157H76V156H75ZM75 157H74V158H75ZM81 157H82V156H81ZM87 157H86V158H87ZM253 157H254V158H253ZM84 158H85V157H83V161H84ZM94 158H95V157H94ZM105 158H106V157H105ZM119 158H120V157H119ZM129 158H132V157L130 156ZM148 158H149V157H148ZM148 158H146V159H148ZM164 158H166V157L164 156ZM200 158H201V157H200ZM214 158H210V160H209V159H206L207 161H209V162H207V163H208V164H209V163H213V160H211V159H214ZM223 158L221 159V161H223ZM256 158H257V157H256ZM72 159H73V158H72ZM90 159H91V158H90ZM96 159H97V158H96ZM124 159H125V158H124ZM146 159H144V161H146ZM150 159L148 160V162H151ZM178 159H177V160H178ZM192 159H193V158H192ZM202 159H203V158H202ZM202 159H201V161H202V164H201V165L204 166V167H206L207 163L204 161V162L206 163V164L204 165V162H203ZM233 159L235 160V162H233ZM237 159H238V160H237ZM73 160H76V159H73ZM73 160H71V161H73ZM85 160H86V159H85ZM91 160H92V159H91ZM109 160H110V159H109ZM119 160H120V159H119ZM119 160H116V161H119ZM122 160H123V159H122ZM156 160H157V161H156ZM158 160H160V161L158 162ZM177 160H176V161H177ZM184 160H185V161H184ZM107 161H108V160H107ZM169 161H171V162H170L171 166H173V164H174V166L171 168V166H170L169 163H168L170 169H173V170H171V172H173V171L177 168V167L175 166V164H177V163H174V162L172 161V159L169 160ZM201 161H200V162H201ZM218 161H219V160H218ZM86 162H87V164L89 163L88 160H86ZM104 162H106V161L103 160V164H104ZM120 162H121V160H120ZM134 162H136V161H134ZM139 162H140V161H139ZM161 162H162V164H161ZM172 162H173V163H172ZM179 162H180V163H179ZM200 162H199V163H200ZM224 162H223V163H224ZM70 163H71V162H70ZM70 163H69V164H70ZM72 163H74L73 165H74L76 168H77L76 164H77V163H78L77 165L80 164V162H79L78 160H77V162L74 161V162H72ZM72 163H71V164H72ZM84 163H85V161H84ZM84 163H83V165H86V164H84ZM90 163H91V162H90ZM100 163H101V161H100ZM100 163H98V166H99V168L101 169V165H102V164L100 165ZM111 163H116V162H115V161H114V162L112 161ZM117 163H118V162H117ZM145 163H147V162H145ZM152 163H153V162H152ZM152 163H151V164H152ZM197 163H198V162H197ZM199 163H198V164H199ZM251 163H252V164H251ZM108 164H110V163H108ZM108 164H107V165H108ZM139 164H140V163H139ZM139 164H137V165H139ZM157 164H156V165H157ZM160 164H161V165H164V166H163V167L160 166V167H161V168H160V167H159ZM73 165H72V166L69 165V167L71 166V169H72V168L74 167ZM111 165H112V164H111ZM113 165H115V164H113ZM137 165H136V166H137ZM142 165H143V164H142ZM146 165H147V164H146ZM149 165H147L146 167L149 168ZM152 165H153V164H152ZM154 165H153V166H154ZM215 165H216V163L213 164V168L216 167ZM81 166H82V163H81ZM81 166H80V167H81ZM91 166H92V165H91ZM102 166H103V165H102ZM134 166H135V164H134ZM136 166H135V167H136ZM192 166H193V167H192ZM194 166H195V165H191V169L194 168ZM202 166H201V169L204 168V167H202ZM260 166H261V165H260ZM262 166H263V165H262ZM75 167H74V168H75ZM78 167H79V166H78ZM80 167H79V168H80ZM84 167H85V166H84ZM105 167H106V166H105ZM114 167H116V166H114ZM135 167H134V169H135ZM158 167H159L160 169H159ZM174 167H175V169H174ZM235 167H236V168L238 167L237 170H238V169H239V170L237 171ZM256 167H257V164H256ZM66 168H67V165H66ZM74 168H73L72 170H74ZM82 168H83V167H81V169H82ZM85 168H87V166H86ZM85 168H84V169H85ZM147 168H146V170H147V172H149V171H148L149 169H147ZM162 168H163V169H162ZM195 168H196V167H195ZM234 168H235V170H233ZM81 169H79V170L76 169V170H74V171H78V172H80ZM87 169H88V168H87ZM90 169H92V168H90ZM138 169H140V168H138ZM177 169H178V168H177ZM201 169H200V167H199L198 169H196V171H197V170H201ZM217 169H218V168H217ZM217 169H216V170H217ZM221 169H222V168H221ZM250 169H251V167H250ZM252 169H255V168L252 167ZM252 169H251V171H252ZM258 169H259V168H258ZM63 170L65 171V169H63ZM140 170H142V169H140ZM178 170H179V169H178ZM178 170H177V171H178ZM192 170H193V169H192ZM206 170H207V169H206ZM206 170H205V171H206ZM213 170H214V169H213ZM213 170L208 169L207 172H208V173L210 172V174H211V173L213 172ZM219 170H220V169H219ZM223 170H220V171L218 172L219 175H220V172H221V171L223 172ZM232 170H233V171H232ZM242 170H243V169H242ZM242 170H241V171H242ZM246 170H247V169H246ZM246 170L244 169L243 172H244V171H245V173H246V172H247V173L250 172L249 169H248L247 171H246ZM255 170H256V169H255ZM69 171H71V170L69 169L68 172H69ZM91 171H92V170H91ZM98 171H99V170H98ZM133 171L135 172V170H133ZM144 171H145V170H144ZM152 171H151V172H152ZM155 171H156V172H155ZM175 171H176V170H175ZM175 171L173 172L174 174H175ZM201 171H203V170H201ZM217 171H218V170H217ZM217 171L214 170V172H213L211 175L209 174V176L212 177V178H214L212 175H216V176H215V178H216V177L218 176V175H217ZM93 172H95V171H93ZM100 172H101V171H100ZM151 172H149V175L151 174ZM181 172H182V170H181ZM253 172H254V171H252V173H253ZM66 173H67V171H66ZM194 173H195V169H194ZM197 173H201V174H197V176H196V177H198V178L200 179V175L202 176V172H198V171H197ZM214 173H216V174H214ZM263 173H264V171H263ZM92 174H93V173H92ZM94 174H95V173H94ZM97 174H98V172H97ZM134 174H135V173H134ZM167 174H169L167 177H170V178H171L172 174L170 175V172H168ZM178 174L181 175L180 178H179V175H178ZM186 174H187V175H186ZM192 174H193V173H192ZM204 174H205V172H204ZM204 174H203V177H204V178L206 177V179L202 178V179H204V180H202V179H201V180H202L203 183L205 182L206 185H207V186H206L205 183H204V189H205V191H204V189L201 190L202 187L198 189V188H197L198 186H197V187H196V188H197V192H199V193L195 192V193H193V194H194V196H193L191 193L194 192V190L196 191V188H194L193 190H190L191 192H189V193H190L191 196H193V198L189 195V197H190V198H188L189 201L187 200L188 195H187L184 199H182V200H181V198H179V199H178V198H174V200H173V199H170V198L173 197L175 194H176V195H175V197H176V196L179 195V194H183V193H185V188H186V187H185V188L183 187L184 189L181 188L182 186L179 188V189H182V190H181L182 193L179 192V191H180V190H179V191H178L179 193H178V192H176V193H175V192H172V194H169V195H170V198H169V199H170L172 202H174V201H175V202H174V203H170L171 201H169V200H167V201H169V203L172 204V206H173L174 209H173V208H171V209H172L173 212L176 211V213L174 214V213L171 212V211H168V212L166 211L167 216H168V215H170V216L175 215V216H176V214L178 215V211H177V210H180V206H181V209H182V208H186V210H187V206H186L187 203H186V202H188V205H189L190 199H191V200L194 199V202H195V201H197V200H196L197 197L200 198L199 196H201V197H202V196H205V195L202 194V191H204L203 193L206 192L205 194H207V193L209 192V190H210V192H212V190H213V191L216 193V191H217L218 189L220 190L222 187H225V186H226V185H225V186H221V185H220L223 181H222V182L220 181L221 183L219 182L218 184L216 183L217 185L214 184V185H216V186H214L213 183H214L215 180L212 179V178L209 179V178H208V177H209L208 174H207V176H205ZM68 175H69V173H68ZM147 175H148V173H147ZM149 175L146 176V177H148V178L145 179L146 181H144V182L142 181V184H143V185L148 184V183H146V182H148L149 177L152 178V176H153L154 174H152V176H149ZM165 175H166V174H165ZM165 175H164L163 177H162V175H160L161 177H159V179H154V182H155L156 180H159V181H161L160 183L162 184V179H160V178H163V183H164L165 178H166ZM176 175H178V176H176ZM175 176L179 178V179L176 178V179L178 180V182H180L179 180L181 179V177H182V179H184V178H186V177L189 176V178H192V179H193V176H190V175H189V172H188V173L186 172V173L184 174V178H183V175H182L181 173H179V171L176 172ZM132 177H134V176H132ZM135 177H137V176H135ZM135 177H134L133 181H134V180H139V178H138V179H135ZM196 177H195L194 179L197 180ZM65 178H66V177H65ZM170 178H169V179H170ZM173 178H174V176H173ZM173 178H172V182H173L174 184H173L172 182H171V184H173L174 186H172V187H175L177 184H178V185H181V183H182V185H184V184L187 185L186 181H185V182L182 181L181 183H177V180H176L175 178H174V179H173ZM207 178H208V182H207ZM217 178H218V177H217ZM222 178H219V180H221ZM234 178H235V179H234ZM85 179H86V178H85ZM85 179H84V180H85ZM130 179H131V178H130ZM169 179H167V180H169ZM192 179H190V180H192ZM233 179H234V182L232 181ZM54 180H55V179H54ZM74 180H75V182H77L79 179H77V181H76V179H74ZM141 180H142V179H141ZM143 180H144V179H143ZM173 180H174L175 182H174ZM184 180H186V179H184ZM190 180H189V181H190ZM196 180H194V181H192V182L194 183ZM219 180L217 179V181H219ZM237 180H238L239 182H241V179H237ZM52 181H53V180H52ZM58 181L60 182V181H61V178H60V179L57 178V182H58ZM79 181H81V180H79ZM159 181H156L157 183H154V182H152V183H154V185H155V184H158V185L160 186L161 184L158 183ZM170 181H171V179H170ZM170 181H169V182H170ZM210 181H213L212 184H211V186L209 185V182H210ZM238 181L235 182V186L238 184ZM242 181L244 182V179H243V178H242ZM251 181H252V180H251ZM257 181H258V180H257ZM55 182H56V180H55ZM136 182H137V181H136ZM140 182H141V181H140ZM165 182H166V181H165ZM187 182H188V179H187ZM197 182H198V184H194V185H201V184H202V183L200 184L198 180H197ZM243 182L239 183L238 186L240 187V185H241ZM134 183H135V182H134ZM144 183H145V184H144ZM175 183H176V184H175ZM193 183H191L190 188H192V184H193ZM195 183H196V182H195ZM207 183H208V184H207ZM210 183H211V182H210ZM254 183H256V182H254ZM79 184H80V183H79ZM167 184H168V183H167ZM224 184H225V181L223 182L222 185H224ZM259 184H260V183H259ZM134 185H135V184H134ZM140 185H141V184H140ZM143 185H141V186H143ZM148 185H150V184H148ZM148 185H146L145 187H148V191H147V193H150V190H151L152 188H154V185H152V188H151V186L149 187ZM162 185H163V184H162ZM164 185H165V184H164ZM212 185H213L214 187H212ZM242 185H243L244 187H243ZM242 185H241V187H243L242 189L245 190V189H244V188H245L244 183H243ZM53 186H54V185H53ZM53 186H52V187H53ZM126 186H127V184H126ZM128 186H131V185L128 184ZM137 186H138V188H136L137 190L135 189V187H132V189H135V191L133 190L135 193H133V191H131L132 189L130 188V191L132 192V195L135 196V197L133 198L131 195H129V196L131 197L130 200H129V196H127V195H125V194H122V193H127V190L129 189L128 187H126L127 190H125L126 188H124L123 191H121V192L118 191V192H119L118 194L116 193V196H115V198H114V205L116 204V211H115L116 216H115V219L118 220V223L114 222L113 224H112V223H110V224L113 225V227H115V230H116L117 232L119 231V228H120V231L122 232V230H121V227H122V226L125 227L124 232H125V233H128V234H130V233L133 234V232H134V233H137V232L139 231V230H138V231L136 230V231H133V232L131 231V227H130L131 218H130L129 211H128V209L130 210V209H131V206H133V210H135V213H136V211H137L136 209L139 210L138 212H141V213L143 212V211H142V210H143L142 207H140V208H141V209H140L139 207L136 206V205H137V202L140 203L141 198H142V197L139 198V197L136 195L137 193L139 194V191H140V190L138 191V189H141V188H139V187H141V186H139V184H137ZM137 186H136V187H137ZM202 186H203V185H202ZM205 186H206V187H205ZM209 186H210L211 188H209ZM219 186H221V187H219ZM255 186H256V185H255ZM52 187H51V188H52ZM63 187H64V186H63ZM216 187H219V188H217V190H214ZM232 187H233V186H232ZM232 187H231V189H230V187L222 188L223 190H226V191H221V190H220L221 192H225V193H229V192H231V191H228V190H232V192H231L230 194L226 195L227 197L229 196L228 201H226V200H227V199H226L227 197L224 196V197H225L224 199H226V200H224V202L226 201V204H224V202H223V203L221 202L222 204H224V208H226L227 204H228V206L231 204V202L229 203V200L231 201L230 196H231V195H234V194H232V193H234V192H233V189H234V188H232ZM241 187H240V189H241ZM51 188H50V189H51ZM66 188H67V187H66ZM149 188H151V189L149 190ZM160 188L163 189V186H161ZM164 188H165V186H164ZM176 188H178V186H176L175 189H176ZM212 188H213V189H212ZM235 188H237V187H235ZM50 189H49V190H50ZM52 189H53V188H52ZM67 189H68V188H67ZM142 189H145L144 186L142 187ZM146 189H147V188H146ZM161 189H160V191H159L158 189H157V190L154 189V193H155V194L152 193V192H151V194H154V195L156 196V193H158L157 191H159V192L162 193ZM237 189H238L237 192L240 194V197H239V198L242 199V198H241V193L239 192V188H237ZM64 190H65V189H64ZM176 190H178V189H176ZM200 190H201V191H200ZM219 190H218V191H219ZM234 190H235V192H236V189H234ZM243 190H241V192L243 193V195H245V196H246V195H249L248 192H247L246 190H245L244 192L247 193V194H244ZM65 191H67V190H65ZM136 191H138V192H136ZM141 191H142V190H141ZM141 191H140V192H141ZM144 191H145L144 193H146V190H144ZM152 191H153V189H152ZM207 191H208V192H207ZM220 191H219V192H220ZM47 192H48V191H47ZM47 192H46V193H47ZM50 192H51V191H50ZM67 192H69V190H68ZM67 192H66V193H67ZM71 192H72V191H71ZM78 192H80V191H78ZM84 192H85V191H84ZM128 192H129V190H128ZM163 192H164V191H163ZM167 192H168V191H167ZM214 192H213V194H214ZM219 192H218L217 194H219ZM221 192H220V193H221ZM46 193H43V194H45V197H46V195H47ZM161 193H159V194H161ZM169 193H171L170 190H169ZM187 193H188V192H186L185 195H186ZM189 193H188V194H189ZM225 193H224V195H225ZM128 194H131V193H128ZM209 194L212 195L211 193H209ZM209 194H208V195H209ZM217 194H216V195H217ZM239 194H238V195H239ZM85 195H86V194H85ZM101 195H102V194H101ZM141 195H142V193H141ZM154 195H151V196H154ZM164 195H167V194H164ZM164 195H163V194H161V196H158V195H157L158 197H156V198H162V196H164ZM171 195H172V196H171ZM183 195H184V194H183ZM208 195H207V196H208ZM210 195H209V197H212V196H210ZM49 196H52V195L50 194ZM63 196H64V195H63ZM82 196H83V195H82ZM82 196H81V197H82ZM146 196H148V194H146L145 197H146ZM213 196H215V194H214ZM222 196H223V195L221 194V197H222ZM234 196H237V195L235 194ZM45 197H44V199H45ZM87 197H88V196H87ZM137 197H138V198H137ZM143 197H144V196H143ZM145 197H144V198H145ZM195 197H196V199H195ZM216 197H217V196H216ZM219 197H220V196H218L217 199H214L215 197H214V198H211V199L209 198V199H210V200L214 199L215 201L213 200L212 202H217V200H219ZM221 197H220V198H221ZM231 197L234 198L233 196H231ZM250 197H251V196H249V197L247 198V196H246L245 198L243 197V199H246V198L249 199ZM50 198H51V197H50ZM75 198H76V197H75ZM132 198H133V201H137V200H139V199H140V200L137 201L136 204H135V203L133 204V203H130L131 200H132ZM135 198H136V199H135ZM146 198H147V200H150L151 202L153 201V204L156 205V206H154L152 203H149V205H150L149 207H151V206L153 205V206H152L153 209H152L150 212H153V210H154L155 208H158L157 205L160 207L159 203L162 204V202H164V204H165V200L161 202V199H160V201L157 199L158 202H156V201H155V199H156L155 197H150V198H149V196H148V197H146ZM152 198H154V199L151 200ZM163 198H168V195H167V197H163ZM163 198H162V199H163ZM39 199H40V198H39ZM44 199L41 198L42 201H43ZM59 199H60V198H59ZM84 199H85V198H84ZM175 199H176V200H175ZM204 199H205V198L203 197L202 200H204ZM247 199H246L245 201H247ZM49 200H52V199H49ZM49 200L47 199V200H45V201H46V202H47V201L49 202ZM76 200H78V198H77ZM179 200H180V201H179ZM199 200H200V199H199ZM199 200H198V202H200ZM205 200H206V199H205ZM205 200H204V201H205ZM57 201H58V200H57ZM57 201H56V204L54 203L53 205H57V203H58ZM61 201H62V200H61ZM106 201H108V199H107ZM133 201H132V202H133ZM150 201H149V202H150ZM183 201H185V203H184ZM220 201H221V200H220ZM220 201H219V202H220ZM222 201H223V199H222ZM236 201H237V200H236ZM236 201L233 202V200H232V202H233L234 205L236 204ZM240 201H241V200H240ZM243 201H244V200H243ZM245 201H244V202H245ZM154 202H155V203H154ZM180 202H183V203L185 204L186 207H183V206H184V205H182L183 203H180ZM192 202H193V201H191L190 203H192ZM207 202H208V203H207ZM207 202H206V201L203 202V203L201 202V203H202L201 207H203V205H205V208H210V206L207 207V205H209V204H211V206L214 205V203H212V202L209 201V200H208ZM237 202H238V201H237ZM241 202H242V201H241ZM244 202H243V204H244ZM59 203H60V200H59ZM75 203H78V202L75 201ZM94 203H95V202H94ZM157 203H158V204H157ZM167 203H168V202H167ZM167 203H166V205H167ZM175 203H176V204H175ZM178 203H180V204H178ZM204 203H207V205L204 204ZM221 203H220V204H221ZM164 204H163V205H164ZM170 204H169V205H170ZM237 204H238V203H237ZM50 205H51V203H50ZM134 205H135V206H134ZM163 205H161L162 208L164 207ZM166 205H165V206H166ZM169 205H167V207H169ZM176 205H177V206H176ZM241 205H242V204H241ZM241 205H240L239 209H241ZM263 205H264V204H263ZM48 206H49V205H48ZM84 206H85V205H84ZM146 206H147V204H146ZM174 206H175V207H174ZM220 206H221V205H219V203H218V206L216 205V207H218V209H219V208L221 209V210H216V211H215L216 214H217L218 211H222V210H224V208H223V209L221 208V207H223V206H221V207H220ZM232 206H233V205H232ZM232 206H231L230 208H232ZM54 207H55V206H54ZM62 207H63V206H62ZM77 207H78V206H77ZM135 207H136V208H135ZM152 207H151V208H152ZM161 207H160V208H161ZM177 207H179V208L176 210ZM216 207H215V208L212 207V209H213V208L216 209ZM236 207H237V205H236ZM242 207H243L242 209H244V210L246 209V208L244 207V205H242ZM55 208H56V207H55ZM84 208H85V207H84ZM87 208H89V207H87ZM205 208H204V207L201 208L202 211H203V209H205ZM60 209H61V208H60ZM111 209H112V208H111ZM164 209H166V208L164 207L163 210H164ZM197 209L200 210L199 208H197ZM210 209H211V208H210ZM212 209H211V210H212ZM83 210H84V209H83ZM83 210H82V211H83ZM85 210H88V209H85ZM101 210H102V209H101ZM144 210H145V209H144ZM146 210H150V208L148 209V207H146ZM158 210L160 211L159 208H158V209H155L154 211H158ZM161 210H162V209H161ZM174 210H175V211H174ZM206 210H207V213L205 212ZM211 210H209V209H205V210L203 211L204 213H206V214H205L206 217H210L211 214L214 213V211H211ZM57 211H58V214H57V215H58V216H57L58 218H57L56 215L54 214V213H57ZM57 211L55 210V211L53 212L54 216H55L58 220H60V219L62 220L63 218H65L64 221L67 222V223L65 224V227H66V225H67V228H62V227L64 226V224H62L63 221H62V222L59 221V224H60V222H61L60 225H63V226L61 227V226L59 225V226L61 227V228H59V226H57V227L59 228V230H58V229L55 230V231H54V230H52V231L50 230V232H49V228L51 229L52 222H53V223H56V222L58 221L57 219H56V220H53V221L51 220L50 223L48 222V223H49V224H48L49 227H47L48 225H44V227L46 226V227L44 228V230L48 228V229H47V233H45V235H46V234H47V236H48L49 234L52 235L51 233H52L53 231H54L53 233H55V232L60 231L61 229H63V231L66 229V231H65V233H66V232L68 231V229H69V228H68V222H69V221H70V224H72V227L74 226V227L72 228L73 231H77V232H79V231H81V230L83 229V227H84V223H85V222H82V220L79 218V216H83V215L78 214V212H77V213H76V214H78V216H77L78 218H77L73 213L70 212L72 215H71V216H66V217L71 218V220L68 221V220H66V217H63L64 215L61 216V215H62L61 213L64 211V209H63V211L61 210V211H62V212H61V211L59 210V208H58ZM159 211H158V213H159ZM164 211H165V210H164ZM184 211H185V210H184ZM184 211H183V212H184ZM187 211H188V210H187ZM202 211H201L200 213H202ZM229 211H230V210H229ZM242 211H243V210L239 211V212H240V217H244V216H243V215L245 214L244 212H246V210L243 211V212H242ZM83 212H84V211H83ZM108 212H109V211H108ZM161 212H162V211H161ZM170 212L173 213V214L171 215ZM183 212L181 211V213H183ZM189 212H190V211H189ZM191 212H192V211H191ZM191 212H190V213H191ZM208 212H209V214H210L209 216H208ZM236 212H237V211H236ZM261 212H262V211H261ZM59 213H60V214H59ZM64 213H65V212H64ZM66 213H68V212H66ZM91 213H92V212H91ZM113 213H114V212H113ZM143 213H144V212H143ZM143 213H142V214H143ZM153 213H155V212H153ZM168 213H169V214H168ZM204 213H202V214H204ZM219 213H220V212H219ZM222 213H223V212H222ZM241 213H242V215H241ZM243 213H244V214H243ZM131 214H132V213H131ZM144 214H145V213H144ZM179 214H180V213H179ZM183 214H184V213H183ZM196 214H197V213H196ZM223 214H224V213H223ZM226 214H227L228 216H230L229 213H226ZM232 214H233V213H232ZM38 215H39V214H37V215L35 216V218H37L36 222H37V223H41L42 221H41V222H38V221H40V219L43 220V219H42V216H41L42 214H40V216H38ZM69 215H70V214H69ZM132 215H133V214H132ZM147 215H148V212H146V214H145L146 217L143 215L142 218H138V219H140V220H144V222H146L145 224H148V223L151 224V225H152V228H151L150 230L152 231V229L155 228V227H154L155 225L152 223L151 220H153V222H154L155 220H157L158 218H160L159 216H162V215H161V213H160V215L157 214V217H158V218L155 217V218L151 219L150 221H149V215H148V216H147ZM150 215L152 216V214H150ZM194 215H195V213H194ZM194 215H192V216H194ZM221 215H222V214H221ZM224 215H225V214H224ZM246 215H248V214H245V216H246ZM60 216H61V218H60ZM163 216H165V215H163ZM196 216H197V215H196ZM199 216H200V215H199ZM222 216H223V215H222ZM228 216H227V217H228ZM113 217H114V216H113ZM133 217H135V215L132 216V218H133ZM138 217H141V216H138ZM144 217H145V218H144ZM182 217H183V216H182ZM202 217H203V216H202ZM212 217H214V215H213ZM215 217H217V216H215ZM22 218L25 219V215H24ZM22 218H20V220H21ZM43 218H44V217H43ZM53 218H54V217H53ZM103 218H104V217H103ZM147 218H148V221H149V222L147 221ZM171 218H172V217H171ZM195 218H196V217H195ZM210 218H211V217H210ZM217 218H218V217H217ZM220 218H222V217H220ZM228 218H229V217H228ZM228 218H226V219H228ZM231 218H232V217H231ZM162 219H163V218H162ZM164 219L166 220L167 217H166V218L164 217ZM197 219L199 220L200 218H197ZM197 219L195 220L194 217H193V220H189V221H191V222L196 221V222H197ZM203 219H204V218H203ZM211 219H212V218H211ZM215 219H216V218H215ZM241 219H242V218H241ZM263 219H264V218H262V220H259L258 223L261 224V223L263 222ZM87 220H88V219H87ZM168 220H169V219H168ZM170 220H171V219H170ZM208 220H209V219H208ZM218 220H219V219H218ZM222 220H223V218H222ZM43 221H44V220H43ZM47 221H48V220H47ZM83 221H84V220H83ZM160 221H161V219H160ZM200 221H201V220H200ZM205 221H206V220H205ZM209 221H210V220H209ZM226 221H227V220H223L224 223H225ZM30 222H31V221H30ZM44 222H46V220H45ZM142 222H143V221H142ZM144 222H143V223H144ZM147 222H148V223H147ZM168 222H169V221H168ZM187 222H188V221H187ZM191 222H190V223H191ZM220 222H221V221H220ZM32 223H33V222H32ZM154 223H155V222H154ZM158 223H159V221L156 223V228L159 227V229H160V226L163 225V223H165V221L162 222V223L160 222V224H159L160 226L157 225ZM193 223H194V222H193ZM226 223H227V222H226ZM258 223H257V224H258ZM42 224H43V223H42ZM46 224H47V222H46ZM50 224H51V225H50ZM91 224H93V229L95 228L94 230H96V231L99 230V229L102 230V231H105L106 228H107L106 225H105L104 223H100V222H99V223H96V222L93 223V222H92ZM91 224H90V225H91ZM149 224H148V225H149ZM227 224H228V223H227ZM53 225H54V224H53ZM56 225H57V224H56ZM90 225H89V226H90ZM153 225H154V226H153ZM166 225H167V224H166ZM178 225H179V224H178ZM178 225H177V226H178ZM215 225H216V223H215ZM249 225H250V224H249ZM35 226H37V227H35V228H37V229H38V228L41 229V228L43 227V225L40 226V224H39V226H38V224H37V225L35 224ZM87 226H88V225H87ZM142 226H143V228L145 229L144 225H142ZM207 226H208V225H207ZM262 226H264V223L262 224ZM262 226H261V228H263ZM139 227L141 228L140 225H139ZM179 227H180V225H179ZM209 227H210V226H209ZM214 227H215V226H214ZM248 227H249V226H248ZM52 228H53V226H52ZM55 228H56V226H55ZM147 228H148V227L146 226V230H147ZM156 228H155V229H156ZM216 228H218V227H215V229H216ZM40 229H39V230H40ZM122 229H123V227H122ZM137 229H138V228H137ZM161 229H162V228H161ZM161 229H160V230H161ZM211 229H212V227H211ZM33 230H34V229H33ZM204 230H205V229H204ZM216 230H217V229H216ZM218 230H219V229H218ZM218 230H217V231H218ZM243 230H244V229H243ZM259 230H260V227L258 228V232H257V233H260V231L263 230V229H261L260 231H259ZM63 231L61 230L62 233H63ZM153 231H154V230H153ZM202 231H203V229H202ZM244 231H245V230H244ZM249 231H250V229H249ZM249 231H248V232H249ZM45 232H46V230H45ZM148 232H149V231H148ZM148 232H147V233H148ZM212 232H213V231H211V234H212ZM215 232H216V231H215ZM242 232H243V231H242V229H241V230H240V234H239V236L244 234V233H242ZM245 232H246V231H245ZM248 232H246L245 234H248ZM40 233H43V232H39V234H40ZM58 233H60V232H58ZM58 233H56L55 235L57 236ZM62 233H61V234H62ZM114 233H115V232H114ZM118 233H119V232H118ZM151 233H152V232H151ZM204 233H205V232H204ZM204 233H203V235H204ZM209 233H210V232H209ZM218 233H219V232H218ZM236 233H237V232H236ZM241 233H242V234H241ZM250 233H251V232H250ZM257 233H256V234L254 233V238L257 236ZM261 233H262V231H261ZM145 234H146V233H145ZM148 234H149V233H148ZM187 234H188V233H187ZM198 234H199V233H198ZM200 234H201V230H200ZM215 234H216V235H215ZM215 234H213V236H214V235L217 236V233H215ZM245 234H244V235H245ZM36 235H37V233H36ZM40 235H41V234H40ZM50 235L48 236V237H49V238H48L49 241L51 240V239H50ZM59 235H60V234H59ZM114 235H116V233H115ZM119 235H122V234H119ZM125 235H126V234H125ZM149 235H150V234H149ZM201 235H202V234H201ZM244 235H243V236H244ZM255 235H256V236H255ZM259 235H260V234H259ZM261 235H262V234H261ZM53 236H54V235H53ZM69 236H70V234L68 235V237H69ZM146 236H147V235H146ZM150 236H151V235H150ZM150 236H149V237H150ZM210 236H211V235L209 234V237H208V236H207V237L212 239L213 237H210ZM219 236H220V235H219ZM219 236H217V237L219 238ZM237 236H238V235H237ZM237 236H236V237H237ZM239 236H238V238H240ZM248 236H249V235H248ZM68 237H67V238H68ZM207 237H206V238H207ZM249 237L252 238V237H253V233H252V237H251V236H249ZM257 237H259V236H257ZM257 237H256V238H257ZM51 238H52V237H51ZM65 238H66V237H65ZM67 238H66V239H67ZM109 238H110V237H109ZM147 238H148V236H147ZM192 238H194V237H192ZM200 238H201V237H199V240H200ZM223 238H224L225 240H227L228 238H231V239H232V238H234V237L230 235V237H228L227 239H226L225 237H223ZM223 238H222V240H223ZM238 238H236V239H238ZM256 238H255V239H256ZM45 239H46V238H45ZM69 239H70V241H71V238H69ZM211 239H210V240H211ZM216 239H217V238H216ZM231 239H230L229 243L232 242V241H233V242H236V241H237L235 238H234L233 240H231ZM252 239H253V238H252ZM67 240H68V239H67ZM127 240H128V238H127ZM193 240H194V239H192L191 241H193ZM248 240H249V239H248ZM46 241H47V240H46ZM70 241L68 240V243H69ZM138 241H139V240H138ZM204 241H207V240H204ZM204 241H202L203 244H205ZM214 241H215V240H214ZM245 241H246V236H245ZM261 241H262V240H261ZM47 242H48V241H47ZM66 242H67V241H66ZM66 242L64 241L63 243L66 244ZM73 242H74V240L72 239L71 243L68 244L67 246L64 244L63 248H64V247H68V246H69V247L72 246V248H71V247H70V248L68 247V248H66L65 250H67V249H68V250H71V249L74 250V246H75V245L73 246V244H72ZM208 242H209V241H208ZM211 242H212V241H211ZM216 242H217V240H216ZM220 242H222V241H220ZM220 242H219V243H220ZM225 242H226V241H225ZM246 242H247V241H246ZM249 242H250V241H249ZM254 242H255V241H254ZM50 243L52 244V243H53V240H52ZM137 243H138V242H137ZM226 243H227V242H226ZM51 244H50V245H51ZM53 244H54V243H53ZM74 244H75V243H74ZM193 244H194V243H193ZM197 244H198V243H197ZM210 244H211V243H210ZM214 244L217 245L218 243H214ZM220 244H222V243H220ZM232 244H233V243H231V246L229 245L230 248L233 247ZM254 244H255V243H254ZM195 245H196V244H195ZM48 246H49V244H48ZM48 246L46 245V248L44 247V248H45L44 251L47 249ZM51 246H52V245H51ZM51 246H49V248L52 249L53 247H51ZM117 246H118V245H117ZM200 246H201V244H200ZM204 246H205V245H204ZM208 246H210V245H208ZM222 246H223V245H222ZM105 247H106V246H105ZM214 247H215V246H214ZM214 247H213V248H214ZM220 247H221V246H220ZM192 248H193V247H192ZM211 248H212V247H211ZM60 249H61V248H60ZM131 249L133 250V248H131ZM190 249H191V248H190ZM190 249H189V250H190ZM198 249H199V248H198ZM200 249H201V248H200ZM206 249H207V245H206V247H205V250H206ZM208 249H210V248H208ZM214 249H215V248H214ZM234 249H235V248H234ZM40 250H41V249H40ZM40 250H39V251H40ZM48 250H49V249H48ZM52 250H53V251H58V250H54V249H52ZM65 250H64V252H65ZM68 250H67V251H68ZM72 250H71V251H72ZM75 250H77V249H75ZM75 250L72 251V253H70V251H68V253H67V255L70 254V255H68V256H69V259L72 258V260L74 261V263H73V261H71V263H73V264H75V260H76V259L74 258V259H75V260H74L73 257H70V256H71V255H74V254H77V253H75V252H76ZM105 250H106V249H105ZM105 250H104V251H105ZM119 250H121V248H120ZM137 250H138V249L136 248V249L134 250L135 252H132V253H129V254H124V255H122V254L120 255V254L116 253V255H115V257H114V260L117 261V264H126V262H127L128 260H132V259L134 258V263H135V262H137L138 258H143V256H141V255L138 254ZM220 250H221V249H220ZM49 251H50V250H49ZM67 251H66V252H67ZM138 251H139V250H138ZM203 251H204V250H203ZM231 251H232V250H231ZM60 252H61V251H60ZM129 252H130V251H129ZM191 252H192V251H191ZM207 252H208V251H207ZM209 252H211V251H209ZM79 253L81 254V251L78 252V254H79ZM232 253H233V252H232ZM234 253H235V252H234ZM234 253H233V256L235 255ZM42 254H43V253H42ZM48 254H49V253H47L46 256H48ZM60 254H61V256H62V259L64 258V259H63V261H64L63 264H64L65 261H68V256H67V260H65V259H66L65 255H64L62 252H61ZM62 254H63L64 256H63ZM78 254H77V255H78ZM205 254H206V253H205ZM210 254H211V253H210ZM40 255H41V254H40ZM52 255H53V254H50V256H51L52 258H53V256H54V257L56 256V257L58 258V257H59V256H58V255H59V252L55 253L53 256H52ZM77 255H74V256L76 257ZM101 255H102V254H101ZM184 255H185V253H184ZM194 255H195V253H194ZM61 256H60V257H61ZM108 256H109V255H108ZM108 256L103 257V259L101 260V263H111V262H112L111 259L113 258L112 256H114V254H111V255L109 256V258H108ZM180 256H182V255H180ZM190 256H191V255H190ZM83 257H84V256H83ZM83 257H82V258H83ZM178 257H179V255H178ZM43 258H44V257H43ZM200 258H201V257H200ZM84 259H85V258H84ZM87 259H89V257H87ZM44 260H46V258H44ZM79 260H80V258H79ZM140 260H141V259H140ZM140 260H139V262H141ZM42 261H43V260H42ZM48 261H49V260H47V263L50 264V261H49V262H48ZM69 261H70V260H69ZM37 262H39V260H38ZM81 262H82V261H81ZM91 262H92V261H91ZM45 263H46V261H45ZM47 263H46V264H47ZM53 263H54V262H53ZM68 263H70V262H68ZM68 263H67V264H68ZM79 263H80V261H79ZM87 263L90 264V262H87ZM87 263H84V261H83L82 264H87ZM54 264H55V263H54Z\"/></svg>","mask_w":264,"mask_h":264},{"label":"snow or ice","instance_id":"4","mask_svg":"<svg viewBox=\"0 0 264 264\" xmlns=\"http://www.w3.org/2000/svg\"><path fill=\"white\" fill-rule=\"evenodd\" d=\"M180 20L185 22L184 23V31L181 33V35H184L185 33L191 34L192 33V29L188 27L187 18L182 15L180 17ZM204 23L208 24L209 21L205 20ZM141 35H143V29H141ZM73 39H75V37ZM197 39H199V37H197ZM207 44L208 45H212L213 44V40L212 39H208L207 40ZM229 53H230L231 64L234 67L238 68L240 66V61L242 59L241 53L239 51H236V50L232 49L231 46L229 47ZM192 57H193V54L191 52H188L187 55H186V58H185V63H184V67H183V74L186 77L187 76H191L193 74V72H194V65H193ZM60 70L61 69L57 68V71H60ZM217 74H218V68L214 67L213 72L210 73V76L215 78ZM138 99H139V97H138ZM69 102H71V101H69ZM139 111L142 113V112L145 111V109L141 107L139 109ZM261 113H262V115H264V103L261 104ZM252 115L255 116L256 113L253 112ZM136 131L140 132L141 129L137 128ZM96 179H100V177H96ZM261 183L264 184V179H262ZM66 195H67V193H66ZM260 239L264 240V236H262ZM236 243L239 246H241V247H246L247 246V242L244 239H238L236 241ZM52 254L54 255L55 253H52ZM93 255H95V254L93 253ZM25 260L27 261V257H25ZM90 264H91V262H90ZM126 264H133V261L132 260H128L126 262Z\"/></svg>","mask_w":264,"mask_h":264}]
</instances>
